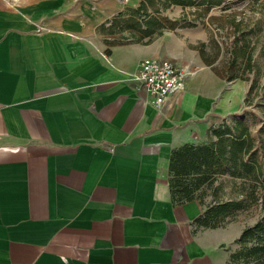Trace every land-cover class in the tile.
<instances>
[{
	"label": "crops",
	"instance_id": "obj_1",
	"mask_svg": "<svg viewBox=\"0 0 264 264\" xmlns=\"http://www.w3.org/2000/svg\"><path fill=\"white\" fill-rule=\"evenodd\" d=\"M143 1L0 0V264L226 260L237 225L175 199L170 159L249 85L204 62L196 29L107 43L99 27ZM148 56L186 71L164 105L137 80Z\"/></svg>",
	"mask_w": 264,
	"mask_h": 264
},
{
	"label": "rangeland",
	"instance_id": "obj_2",
	"mask_svg": "<svg viewBox=\"0 0 264 264\" xmlns=\"http://www.w3.org/2000/svg\"><path fill=\"white\" fill-rule=\"evenodd\" d=\"M122 1L127 5L128 0ZM147 3V8L140 12H133L138 7L126 6L113 26H110L112 23L110 20L119 13L103 23L99 27L102 38L107 43L115 44L124 41H148L171 33L169 35L176 39L190 40V31L196 29L204 37L190 44L198 47L199 51L201 47H204L206 54L210 57L216 55V44H219L220 52L213 65L215 70L219 69L222 72L224 70L226 75L231 73L227 65L230 55L229 47L234 38V32L229 26L231 19H228L230 18L228 14H234L237 19H242L243 30L249 33L253 45V61L258 66L254 65L253 70L248 72L250 79L246 80V83L249 87L245 90L243 98L241 97L238 109L226 113H212L208 117L205 134L202 133V137L198 138L196 144L209 143L215 139L214 129L225 122H231L235 114L247 116L252 132L264 137V0H222L219 4L211 6L207 4L181 5L166 1L160 2V0H147ZM152 17L157 22L151 27V34L144 35L143 30L147 29L146 21ZM138 22L141 24L139 25ZM203 42L207 45L203 46ZM257 67H259V72H257ZM254 77L257 78V86L250 92ZM236 79L238 78L229 80V83H233ZM250 112L252 114L248 115L247 113ZM241 181L242 179L231 174H225L199 187L190 186L189 193L177 191L175 186H172V189L176 199L186 200L193 196L207 210L217 202L240 196ZM170 183L173 184V181ZM263 217L264 205L257 203L233 211L220 222V224L237 225L236 236L225 244L228 254L223 264H264V249L261 247L264 240L259 241L258 235L248 238L243 236L246 229L254 227ZM210 224H213V221Z\"/></svg>",
	"mask_w": 264,
	"mask_h": 264
},
{
	"label": "trees",
	"instance_id": "obj_3",
	"mask_svg": "<svg viewBox=\"0 0 264 264\" xmlns=\"http://www.w3.org/2000/svg\"><path fill=\"white\" fill-rule=\"evenodd\" d=\"M222 0H166L168 3L181 5L207 4L208 6L219 4ZM147 8V0L134 9L133 12H140ZM132 12V13H133ZM120 12L114 16L110 26H113ZM231 19L229 26L234 32V38L229 47L230 55L227 67L230 75H226L224 70H216L222 78L232 80L242 78L249 80L248 72L253 70V45L251 44L249 33L243 30L242 19H237L234 14H228ZM156 19L146 21L147 29L143 30L144 35H150L151 27L156 23ZM140 25L141 23L138 22ZM112 32V31H111ZM142 35V36H144ZM149 41V40H148ZM203 46L207 45L205 42ZM217 53L213 57L206 54L204 47L200 52L204 62L211 65L215 62L220 52V45L216 44ZM195 48H198L194 46ZM259 72V67H257ZM257 78H253L250 92L257 86ZM251 115L252 113H247ZM216 138L205 144L186 143L173 150L170 159V181L172 186L177 187V191L190 192V186L199 187L202 184L211 182L218 176L231 174L242 179V193L238 197L226 199L211 205L203 214L206 224L213 221V226H217L230 213L240 208L248 207L252 204L262 203L264 205V137L252 132L247 116L234 115L231 122H225L214 129ZM190 179V180H189ZM172 192L174 190L172 189ZM175 198V194L173 193ZM176 199V198H175ZM194 199L193 196L186 200ZM258 235V240H264V217L254 227L244 231V238ZM264 249V244L261 245Z\"/></svg>",
	"mask_w": 264,
	"mask_h": 264
},
{
	"label": "built area",
	"instance_id": "obj_4",
	"mask_svg": "<svg viewBox=\"0 0 264 264\" xmlns=\"http://www.w3.org/2000/svg\"><path fill=\"white\" fill-rule=\"evenodd\" d=\"M186 78L184 67L168 57L148 56L137 68V80L150 95L155 105H164L169 96L183 88Z\"/></svg>",
	"mask_w": 264,
	"mask_h": 264
}]
</instances>
